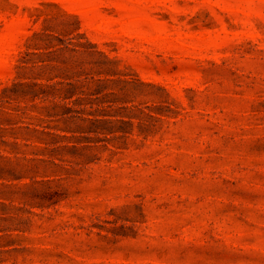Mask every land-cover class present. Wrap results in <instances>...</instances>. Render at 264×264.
<instances>
[{
  "label": "rangeland",
  "instance_id": "obj_1",
  "mask_svg": "<svg viewBox=\"0 0 264 264\" xmlns=\"http://www.w3.org/2000/svg\"><path fill=\"white\" fill-rule=\"evenodd\" d=\"M0 264H264V0H0Z\"/></svg>",
  "mask_w": 264,
  "mask_h": 264
},
{
  "label": "trees",
  "instance_id": "obj_2",
  "mask_svg": "<svg viewBox=\"0 0 264 264\" xmlns=\"http://www.w3.org/2000/svg\"><path fill=\"white\" fill-rule=\"evenodd\" d=\"M46 86H48L46 83L34 79L22 82L18 81L17 83H14L13 88L4 93H6L9 98L28 97L29 99L34 100L40 97L44 98V96L47 95ZM56 95H59L62 98H69L73 95V90L69 89L64 92H58Z\"/></svg>",
  "mask_w": 264,
  "mask_h": 264
}]
</instances>
